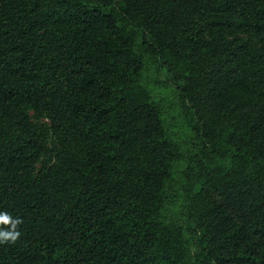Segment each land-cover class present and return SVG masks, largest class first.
<instances>
[{"label":"trees","instance_id":"trees-1","mask_svg":"<svg viewBox=\"0 0 264 264\" xmlns=\"http://www.w3.org/2000/svg\"><path fill=\"white\" fill-rule=\"evenodd\" d=\"M0 211V264H264V0H0Z\"/></svg>","mask_w":264,"mask_h":264},{"label":"rangeland","instance_id":"rangeland-1","mask_svg":"<svg viewBox=\"0 0 264 264\" xmlns=\"http://www.w3.org/2000/svg\"><path fill=\"white\" fill-rule=\"evenodd\" d=\"M147 85L157 98L161 99L166 112V121L170 126L171 131L179 134L184 141V145H186L189 132L183 122L178 107V100L176 99V86L170 75L164 68H161V66L154 65L150 68V72L147 74ZM29 116L34 124L48 125L46 120L37 118L33 111H29Z\"/></svg>","mask_w":264,"mask_h":264},{"label":"clouds","instance_id":"clouds-1","mask_svg":"<svg viewBox=\"0 0 264 264\" xmlns=\"http://www.w3.org/2000/svg\"><path fill=\"white\" fill-rule=\"evenodd\" d=\"M19 217L0 211V244H14L22 235Z\"/></svg>","mask_w":264,"mask_h":264}]
</instances>
